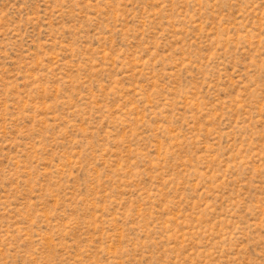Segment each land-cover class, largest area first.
Wrapping results in <instances>:
<instances>
[{"label": "rangeland", "instance_id": "obj_1", "mask_svg": "<svg viewBox=\"0 0 264 264\" xmlns=\"http://www.w3.org/2000/svg\"><path fill=\"white\" fill-rule=\"evenodd\" d=\"M0 264H264V0H0Z\"/></svg>", "mask_w": 264, "mask_h": 264}]
</instances>
